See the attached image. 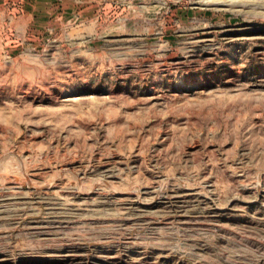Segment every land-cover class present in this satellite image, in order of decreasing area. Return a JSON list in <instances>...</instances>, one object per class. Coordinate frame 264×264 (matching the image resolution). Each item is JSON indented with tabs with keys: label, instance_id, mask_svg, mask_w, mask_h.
Returning <instances> with one entry per match:
<instances>
[{
	"label": "rangeland",
	"instance_id": "1",
	"mask_svg": "<svg viewBox=\"0 0 264 264\" xmlns=\"http://www.w3.org/2000/svg\"><path fill=\"white\" fill-rule=\"evenodd\" d=\"M0 264H264V0H0Z\"/></svg>",
	"mask_w": 264,
	"mask_h": 264
}]
</instances>
